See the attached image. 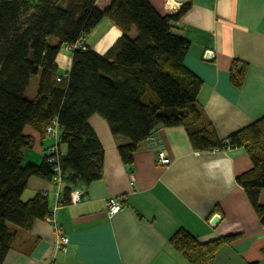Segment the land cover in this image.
I'll list each match as a JSON object with an SVG mask.
<instances>
[{
  "label": "trees",
  "instance_id": "1",
  "mask_svg": "<svg viewBox=\"0 0 264 264\" xmlns=\"http://www.w3.org/2000/svg\"><path fill=\"white\" fill-rule=\"evenodd\" d=\"M97 0H0V264L18 228L31 230L50 213L47 194L29 200L23 195L32 176L51 181L53 167L23 165L28 148L42 152L47 128L57 120L63 179L62 205L71 192L103 177L104 149L88 123L98 114L114 136L129 141L118 150L126 166L134 153L153 136L154 129L183 126L193 149L201 152L244 148L252 162L236 178L264 229V117L221 139L204 119L198 95L202 80L184 64L189 42L175 32L191 9L162 15L149 0H110L102 10ZM108 18L122 36L104 54L75 49L67 76L58 74L56 58L62 47L74 46ZM136 29L137 35L131 37ZM51 38L56 40L51 43ZM247 64L233 60L230 81L242 88ZM39 76L33 98L26 92ZM61 77V80H58ZM228 141V142H227ZM239 238L221 237L201 244L179 229L170 244L191 264H213L219 249ZM247 264H258L247 263Z\"/></svg>",
  "mask_w": 264,
  "mask_h": 264
},
{
  "label": "crops",
  "instance_id": "2",
  "mask_svg": "<svg viewBox=\"0 0 264 264\" xmlns=\"http://www.w3.org/2000/svg\"><path fill=\"white\" fill-rule=\"evenodd\" d=\"M149 1L162 15L191 3L175 32L189 42L184 64L202 80L199 105L218 136L227 139L264 117V0ZM96 5L104 10L110 0H97ZM121 36L104 18L81 43L104 54ZM207 52L213 57L207 58ZM72 55L61 48L56 58L59 75L69 74ZM233 60L247 64L242 88L230 81ZM36 78L28 98L36 93ZM88 123L104 149L103 177L73 189L82 192L81 201L62 205L55 214L56 224L71 241L68 252H55L54 226L39 220L31 230L17 229L3 264H191L170 244L181 228L201 244L239 236L219 249L213 264H264V229L245 191L236 184V178L252 168L244 148L197 151L183 126L162 127L156 147L143 142L129 167L118 150L129 140L114 136L98 114ZM52 143L47 137L42 152L26 149L23 165L42 164ZM158 150L170 159L169 165L157 164ZM37 193L47 194L54 204L53 183L32 176L23 199ZM111 197L122 209L109 217L106 201ZM259 202L264 206V190ZM214 215L220 216L216 225L211 224Z\"/></svg>",
  "mask_w": 264,
  "mask_h": 264
},
{
  "label": "built area",
  "instance_id": "3",
  "mask_svg": "<svg viewBox=\"0 0 264 264\" xmlns=\"http://www.w3.org/2000/svg\"><path fill=\"white\" fill-rule=\"evenodd\" d=\"M68 50L75 49H83L85 50L87 47L80 42H77L74 46H65ZM61 77H58V80H61ZM48 137L52 138L53 143L46 150L45 160L52 165L54 175L51 182L54 185V204L50 207V213L46 217V221L52 223L55 229V252L57 253H67L69 250V245L71 243L69 237L65 235L62 229L56 224L55 214L57 210L62 206V187H63V179L61 174V166H60V158L63 155V150L59 145L60 131L58 127L57 120H53L52 124L47 128ZM228 142V141H227ZM231 149L227 147L226 150ZM157 164L167 166L170 164V159L166 156V154L162 150H158L157 152ZM82 192L74 191L71 192V203H78L81 201ZM107 206V214L109 217L117 214L122 209V204L116 198H109L106 201Z\"/></svg>",
  "mask_w": 264,
  "mask_h": 264
},
{
  "label": "water",
  "instance_id": "4",
  "mask_svg": "<svg viewBox=\"0 0 264 264\" xmlns=\"http://www.w3.org/2000/svg\"><path fill=\"white\" fill-rule=\"evenodd\" d=\"M177 1H179V2H181V3H184L185 0H177ZM206 57H207V58H212V57H213V53H212V52H207V53H206ZM162 127H163V125L160 124V125H158V126L154 129V131H153V136L150 137V138L147 140V143L149 144V147H151V148H155V147H156V145H157V143H156V139L158 138L157 133H158L159 129H161ZM219 221H220V216H219V215H214V217H213L212 220H211V224H212V225H216V224L219 223Z\"/></svg>",
  "mask_w": 264,
  "mask_h": 264
},
{
  "label": "rangeland",
  "instance_id": "5",
  "mask_svg": "<svg viewBox=\"0 0 264 264\" xmlns=\"http://www.w3.org/2000/svg\"><path fill=\"white\" fill-rule=\"evenodd\" d=\"M136 35H137V31L134 28L133 32H131V37H135ZM55 42H56V40L54 38H51V43H55ZM36 84H37V78H36V76H34L33 80L30 83V86H29V88H28V90L26 92V96L27 97L31 96L33 90L36 88Z\"/></svg>",
  "mask_w": 264,
  "mask_h": 264
}]
</instances>
